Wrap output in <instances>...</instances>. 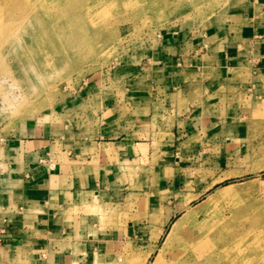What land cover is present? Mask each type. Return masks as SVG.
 <instances>
[{
    "label": "rangeland",
    "instance_id": "rangeland-1",
    "mask_svg": "<svg viewBox=\"0 0 264 264\" xmlns=\"http://www.w3.org/2000/svg\"><path fill=\"white\" fill-rule=\"evenodd\" d=\"M249 3L0 0V183L10 180L6 172L31 162L63 174L81 172L89 139L105 135L106 127L112 134L122 119L129 129L132 120L146 116L144 105L158 103L157 119L138 135L150 143L124 151L121 160L108 158L99 198L80 210L85 216L81 239L90 242L82 259L141 264L171 211L150 261L161 251L168 255L172 244L166 236L186 212L176 208L190 201V208L208 203L216 227L227 234L229 245L218 251L229 259L226 264H264V103L247 101L243 109L242 91L225 89L220 99L237 102L239 112L230 110L228 124L213 135L205 126L183 125L188 131L178 132L174 124L158 121L164 83L178 85L181 69L217 73L230 44L224 24L238 23L240 40ZM256 8L264 9V0ZM49 33L60 44L49 49L47 61L37 49ZM172 33L179 43L166 42ZM199 50L205 56L200 66H191ZM166 52L176 54L175 60L163 58ZM181 58L185 66L179 65ZM33 149L41 151L30 156Z\"/></svg>",
    "mask_w": 264,
    "mask_h": 264
},
{
    "label": "crops",
    "instance_id": "crops-1",
    "mask_svg": "<svg viewBox=\"0 0 264 264\" xmlns=\"http://www.w3.org/2000/svg\"><path fill=\"white\" fill-rule=\"evenodd\" d=\"M249 2V10L243 14L246 22L240 40L236 38L239 33L237 30L240 29L236 27L238 23L224 24V29L229 32L225 38L229 39L230 44H227V50L219 60L217 73L204 74L200 68L186 72L181 69L175 81L178 85L171 87L164 83L163 102L159 106L162 111L158 121L174 124L178 132L188 131L183 125L205 126L206 132L213 135L219 131L218 126L228 124L225 119L230 110L239 112L240 105L237 102L220 99L225 89L228 94L242 91L245 98L243 109L247 107V101L264 103V9L257 10L259 0ZM167 41L174 45L181 38L172 33ZM172 54L166 52L163 58L175 60L176 54ZM203 56L201 50L194 52L190 58L193 62L191 66H200ZM178 60L180 66H185L186 59ZM183 77L186 79L182 84ZM193 93L196 98L190 100ZM156 104L144 105L146 116L132 120L129 129L124 130L122 119L112 134L106 127L103 131L105 135L89 139L88 145L84 147L88 151H84L86 154L81 172L63 174L56 167L46 169L32 162L24 168L18 166L19 169L14 172L12 169L6 172L10 180L0 183V264H88L82 259V249L90 242L81 239L85 216L80 210L84 205L93 206L94 199L99 198L98 187L108 158L121 160L124 151L150 143L149 138H138V135L144 124L157 119L154 110ZM40 151L33 149L28 154L36 155ZM74 158H78L76 154ZM93 158H98L97 164H92ZM178 207L175 212H179ZM173 214L169 211L161 219L157 233L162 228L165 232ZM89 236L90 241H94V236Z\"/></svg>",
    "mask_w": 264,
    "mask_h": 264
},
{
    "label": "bare ground",
    "instance_id": "bare-ground-1",
    "mask_svg": "<svg viewBox=\"0 0 264 264\" xmlns=\"http://www.w3.org/2000/svg\"><path fill=\"white\" fill-rule=\"evenodd\" d=\"M48 17L50 18V16ZM44 22L47 23L46 17L44 18ZM50 22L49 24H51ZM37 24L38 22L35 20V25ZM44 35L45 38L40 39V43H38L37 53L49 61L52 50L56 49V46L60 44V40L57 35L50 33ZM22 48H24L23 45ZM190 203L189 201L177 209L179 211L185 208L186 212L182 213L172 223L166 236L168 237V242L172 244L169 253L167 252L168 255L164 251H161L159 254H156L153 261H150V257L154 251L152 247L141 264H226L229 261L223 254H218L219 249L223 245H229V242H227V239H224V236L227 234L221 228L216 227V219L209 214L208 203H201L194 208H190ZM160 235L161 232L159 230L156 240L159 239Z\"/></svg>",
    "mask_w": 264,
    "mask_h": 264
}]
</instances>
